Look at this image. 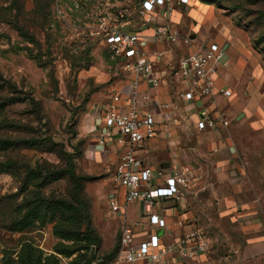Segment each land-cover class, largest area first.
Here are the masks:
<instances>
[{
    "label": "rangeland",
    "instance_id": "374dc122",
    "mask_svg": "<svg viewBox=\"0 0 264 264\" xmlns=\"http://www.w3.org/2000/svg\"><path fill=\"white\" fill-rule=\"evenodd\" d=\"M23 1L27 11L35 5L34 0ZM140 1L49 0L46 23L38 26L29 22L39 46L24 40L15 28L0 23V34L4 35L0 38V70L20 88L32 91L42 102L44 113L53 123L57 140H67L69 126L74 125L71 123L87 109L95 95L118 91L124 83L128 72L118 54L106 43L104 32L120 27L122 23L128 24L132 30L141 31L145 21ZM194 2L196 0L177 8L176 14L169 19L178 27L179 34L177 41L165 43L162 47L172 55L167 61L169 69L174 75L176 68L173 67L177 66L183 49L190 44L217 42L223 47L224 41L231 42L229 47L224 48L218 78L221 84L231 88L233 94L229 99L234 97L236 104L229 124L236 132L227 145L228 151L229 146L233 147L236 219L217 218L220 220L217 224L220 231L212 240L210 251L217 258V264H264V0H238L239 8L219 0L201 1V4ZM29 17L32 21L31 13ZM153 25L156 22L147 24V27L152 31ZM25 45H29L34 54L39 53L46 64L40 65L27 50L20 49ZM86 50H89L92 62L89 68H85L86 62L79 59L81 52ZM71 56L75 58L71 60ZM71 62L76 65L72 66ZM173 80L172 84L176 86ZM99 96L102 101L108 98L105 94ZM24 108L25 104L12 105L8 115L22 118L24 116L18 113ZM110 136L114 137L113 134ZM80 139L84 138L78 136L73 143L77 144ZM25 153L34 155V160L41 155L35 150H25ZM44 158L57 161L52 154H44ZM77 162L79 170L86 172L88 164L84 157ZM92 173L102 176L97 180L109 176L106 193L99 198L108 213L110 210L104 201L109 203L108 192L114 187L112 172ZM18 186L11 174L0 172V199L16 192ZM64 186L63 181L52 185L58 190H63ZM91 190L94 191L93 184L89 188L86 184L93 205ZM112 217L116 219L114 214ZM25 241H32L45 251L52 252L58 237L53 234L50 223L36 225L24 232L0 225L1 259L9 253L16 257ZM253 243L263 247L244 255L246 245ZM104 250L102 247L97 252L99 260L105 251H110ZM69 260L64 259L63 262L68 263Z\"/></svg>",
    "mask_w": 264,
    "mask_h": 264
},
{
    "label": "crops",
    "instance_id": "0c3cea01",
    "mask_svg": "<svg viewBox=\"0 0 264 264\" xmlns=\"http://www.w3.org/2000/svg\"><path fill=\"white\" fill-rule=\"evenodd\" d=\"M194 3L201 4V1L196 0ZM160 22L167 23L178 30L172 20L163 19ZM150 31L146 27L145 32L150 34L148 35L149 48L161 52V58L155 65L153 77L161 78V83L159 86H154L150 78L141 79L135 92L132 87L134 79L128 74L120 86V91H107L93 97L87 109L80 115L78 123V136L86 141L83 152V157L88 164L86 172H112L111 179L114 185L113 174L126 149V144L104 133L102 123L104 111L102 109L108 101L111 102L115 96H118L122 102L136 97L139 110L152 112L155 117L156 136L137 150L142 164L162 172V175H167L177 166L188 165L193 167L200 177L186 191L185 202L171 198H161L156 202L153 211L161 216L158 224L150 223L145 214V203L141 199L131 201L121 212L112 211L110 197L115 186L112 191L108 192L109 203L104 201L110 210L107 213L99 198L106 193L105 188L109 176L104 180L89 181L87 187L89 188L92 183L94 188V191L91 190L93 221L103 237L102 247L105 250H111L114 247L119 234V248L109 264H161L157 261L149 263L148 259L128 261L120 256V235L125 223L133 226L136 241L143 240L156 231L162 240L161 247L176 244L190 229L198 226L205 231L208 237L209 249L203 253L186 256L181 249L175 247L164 256L163 261L165 264H217V258L210 251L213 246L212 240L214 241L220 231L217 227L220 220L217 218L220 216L236 219L234 215L236 185L232 179L234 160L231 153L233 147L229 146L230 150H227V145L236 132L233 126L229 125L235 111V100L234 97L229 99L230 96L227 97L220 93L195 102L186 100L182 96L178 77L175 74L172 75V70L169 69L168 60L172 55L162 48L163 44L170 43V41L167 39L154 41L151 37L153 29L151 33ZM191 37L194 38V35ZM230 43L224 41L223 48L229 47ZM205 44V41L198 45L190 44L189 47L183 49L180 57L193 49H200ZM220 66L221 63L217 65V70ZM173 78L177 87L172 84ZM218 83L221 84L219 78ZM174 86L176 90L173 89ZM101 94L107 95L108 98L104 101L99 100ZM205 111L209 116L217 119L215 127L200 128L198 126L197 121L203 118ZM221 114L226 117L228 124H223L219 120ZM158 180L161 181L162 178ZM112 214L116 216V219L112 217ZM262 247L261 244H248L243 253L249 255Z\"/></svg>",
    "mask_w": 264,
    "mask_h": 264
},
{
    "label": "trees",
    "instance_id": "16d2710c",
    "mask_svg": "<svg viewBox=\"0 0 264 264\" xmlns=\"http://www.w3.org/2000/svg\"><path fill=\"white\" fill-rule=\"evenodd\" d=\"M211 2L215 0H200ZM239 8L238 0H219ZM34 7L27 11L23 0H3L0 4V23L15 28L24 40L40 45L29 28V22L43 26L49 15V0H34ZM29 13L32 21H29ZM1 36H4L0 34ZM40 65H45L39 53L31 52V47H20ZM89 50L82 51L79 59L91 65ZM74 57V56H73ZM71 56V60L73 59ZM75 58V57H74ZM72 66L76 65L71 62ZM79 67V66H78ZM25 104L12 117L8 110L12 105ZM79 117L69 126L66 141L57 140L53 123L44 113L42 102L32 91L20 88L0 70V172H6L19 183L18 190L6 195L0 208V225L16 232H24L36 225L52 224L53 234L58 241L53 251L47 252L32 241L22 243L16 257L4 254L0 264H109L117 254L119 238L114 247L99 260L103 237L93 221L92 202L86 191L89 181L101 175L82 172L78 159L83 156L84 139L77 144ZM25 150H35L41 155L34 160ZM52 154L57 161L44 158ZM63 181V190L52 187ZM64 259H70L68 263ZM97 260V261H96Z\"/></svg>",
    "mask_w": 264,
    "mask_h": 264
},
{
    "label": "built area",
    "instance_id": "2783aa9c",
    "mask_svg": "<svg viewBox=\"0 0 264 264\" xmlns=\"http://www.w3.org/2000/svg\"><path fill=\"white\" fill-rule=\"evenodd\" d=\"M192 0H141L140 11L144 15L143 29L135 31L122 23L120 27L105 30L106 43L123 61V67L134 79L132 87L136 90L141 79H151L154 86H159L161 78L153 77L155 65L161 58V52L151 50L148 46L149 36L145 33L147 24L152 26L151 35L154 41L164 39L175 42L179 39L177 29L163 19H170L175 10L190 4ZM127 26L124 31L123 27ZM224 48L217 42L206 43L200 49H193L179 58L175 76L178 77L182 96L191 102L220 93L227 97L232 95L229 86L218 83L217 65L221 63ZM136 95V93H135ZM116 97L103 107L102 123L104 133L111 135L126 144L119 163L113 174L114 191L110 197L112 211L121 212L135 199L144 201L145 214L151 224H158L161 216L153 211L156 202L161 198H171L185 202L186 191L200 177L195 169L188 165L175 167L167 175L155 171L149 165L141 163L137 150L153 139L157 134L156 120L152 112L140 111L136 97L122 102ZM219 120L228 124L222 114ZM217 119L203 112V118L197 121L200 128L215 127ZM162 178L161 181L158 179ZM161 237L156 231L143 240H135V230L130 224H123L120 235V256L128 261L148 259L161 262L167 253L175 247L184 255L191 256L209 249V240L205 231L194 226L176 244L162 246ZM1 258V255H0Z\"/></svg>",
    "mask_w": 264,
    "mask_h": 264
},
{
    "label": "water",
    "instance_id": "95a60500",
    "mask_svg": "<svg viewBox=\"0 0 264 264\" xmlns=\"http://www.w3.org/2000/svg\"><path fill=\"white\" fill-rule=\"evenodd\" d=\"M127 29V26L125 25L124 27H123V30L125 31Z\"/></svg>",
    "mask_w": 264,
    "mask_h": 264
}]
</instances>
